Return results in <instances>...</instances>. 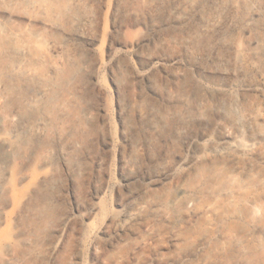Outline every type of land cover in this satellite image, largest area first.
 Here are the masks:
<instances>
[{
    "label": "rangeland",
    "instance_id": "1",
    "mask_svg": "<svg viewBox=\"0 0 264 264\" xmlns=\"http://www.w3.org/2000/svg\"><path fill=\"white\" fill-rule=\"evenodd\" d=\"M91 4L68 44L89 64L94 136L79 174L58 166L32 209L17 206L25 183L12 165L0 264H235L227 253L207 262L195 232L213 228L226 248L264 245V48L250 9L161 0L135 19Z\"/></svg>",
    "mask_w": 264,
    "mask_h": 264
},
{
    "label": "bare ground",
    "instance_id": "2",
    "mask_svg": "<svg viewBox=\"0 0 264 264\" xmlns=\"http://www.w3.org/2000/svg\"><path fill=\"white\" fill-rule=\"evenodd\" d=\"M93 1L0 0V184L17 163L25 183L19 208L46 203L59 177L58 166L68 165L77 176L81 154L94 136V113L85 92L89 64L68 44L82 36L80 25L93 18ZM160 2L106 0V7L125 8L140 19ZM194 2L184 0L185 5ZM230 3L250 9L246 18L256 34L253 42L263 50L264 0ZM48 208L43 204L41 212L48 214ZM214 233L202 225L195 232L209 244L207 262L227 253L235 264H264V245L238 241L226 248Z\"/></svg>",
    "mask_w": 264,
    "mask_h": 264
}]
</instances>
